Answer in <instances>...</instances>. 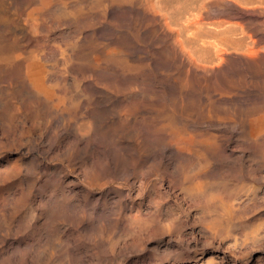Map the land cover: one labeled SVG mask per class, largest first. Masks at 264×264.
Here are the masks:
<instances>
[{
	"label": "rangeland",
	"instance_id": "obj_1",
	"mask_svg": "<svg viewBox=\"0 0 264 264\" xmlns=\"http://www.w3.org/2000/svg\"><path fill=\"white\" fill-rule=\"evenodd\" d=\"M245 1L0 0V42L5 37L20 39L23 45L15 49L21 55L12 60L2 58L7 49L0 50V246L6 237L22 241L11 247L17 252L15 258L0 251V264H68V253L72 258L83 255L81 264H131L141 247L151 251L157 242L168 239L177 247L174 235L159 233L162 223L154 233L141 230L138 222L130 230L121 224L113 229L116 211L109 214L101 207L78 206L64 219L59 214L45 219L51 207L62 202L60 190L67 178L78 172L84 183L96 164L92 149L102 147L96 143L84 151L82 144L66 142L61 128L67 118L74 120L78 138L88 140L96 130L117 150L116 168L97 161L104 166L99 181L104 188L130 192L126 204L132 215L139 207L152 210L153 202L163 200L164 221L171 210L185 223L186 241L179 243V253L166 255L158 264H208L207 260L264 264V238L261 245H251L252 234H264V156L259 154L264 150V39L252 42L255 31L264 33V0ZM239 10L256 16L247 19L243 28L216 34L222 26H237ZM29 50L31 55L26 54ZM224 63L237 68L218 69ZM188 64L195 69L182 71ZM202 65L205 73L201 74ZM118 111L127 113V120H120ZM91 112L98 117L96 128L83 124ZM176 139L194 143L195 153L205 160L212 181L207 189L216 190L215 202L198 195L196 201L194 195L182 193L178 171L162 169L164 157L173 167L196 157L166 149ZM40 141L45 147L36 154L47 145L59 146L48 153L55 159L42 170L30 152ZM55 163L67 166V178L57 180L52 171ZM150 167L142 190L135 192L131 183L140 177L133 179L132 174ZM36 177L40 181L33 184ZM102 187L90 191L98 195ZM50 189L57 192L48 202L42 193ZM32 197L41 208L35 224L26 215ZM230 205L239 208L247 221L217 224L224 231H217L215 237L201 229V208ZM71 229L70 244L79 245V253L67 250L65 236ZM93 230H101L110 242L120 240L113 245V256L93 254L88 242ZM43 231L49 236L43 234L35 250L36 254L43 251L32 252V262L22 261L25 243ZM233 237L242 240L239 245L232 246ZM57 241L62 243L59 251ZM246 246L249 252L239 254ZM62 248L68 253L60 252ZM193 248L198 251L192 252ZM193 255H202L201 260L194 263Z\"/></svg>",
	"mask_w": 264,
	"mask_h": 264
},
{
	"label": "bare ground",
	"instance_id": "obj_2",
	"mask_svg": "<svg viewBox=\"0 0 264 264\" xmlns=\"http://www.w3.org/2000/svg\"><path fill=\"white\" fill-rule=\"evenodd\" d=\"M245 2L250 3V2H253V0H246ZM237 14H238V17L240 18V22L237 23V26L234 27V26H230V25H228V26L225 25L219 29H216L215 33L219 35V34L229 32V31L237 30L238 27L243 28L244 25H246L247 19L256 16V13L241 12L240 10L237 11ZM253 35L255 36V38L252 39V42L254 44H256V43H258L264 39V33L263 32L255 31L253 33ZM2 38H3V43L0 42V50L1 49L2 50L7 49L5 55L2 58H5L6 60H10V59L12 60V59L17 58L18 56L21 55L22 51L20 53L19 52L16 53L17 50H15L17 48L23 47V45L19 42L20 39H12L11 40V39L5 38V37H2ZM192 38L196 39V37H194V36H192ZM218 50L221 51L223 49L217 48V51ZM32 52L33 51L29 50V51H27L26 54L31 55ZM30 57H29V59H31ZM240 59L244 60V62L250 61V60H247V58H240ZM186 66L187 67H185V65H183L182 71H184V70L189 71V70L195 69V66H192L190 64H188ZM217 67L220 70L224 69V71L237 68L236 66H232L229 63H224L222 65V68H220L219 66H217ZM204 69H205V65H202L201 68H199V72L201 74L205 73ZM25 82L27 83L26 79H25ZM41 85H43V84H41ZM34 107L35 106H33V108ZM28 112L30 113L31 110H29ZM34 112L38 113V114L40 113L36 109L34 110ZM89 114H90V118L87 120L88 124H86L87 122L86 123L83 122V124L89 125V126L92 125L96 128L98 126L97 125L98 124V117H97L96 113H94V112H91ZM117 114H118L120 120H127V113H124L123 111L122 112L118 111ZM73 123H74L73 119L67 118V119H65V124L63 125V128H61L62 134L64 135V140L66 142L72 143L76 146L82 144V149H84V151L87 149L93 148V144H96V143H99V144L102 143V147L92 149L91 156H92V158H94L93 163L94 164L96 163V164L92 167V169H89V172L87 174V179H85V181L83 180L84 181L83 184L80 183V181H79V178H78L79 173L78 172L73 175V178L68 179L66 176L67 175L66 172H64L65 170H67L66 169L67 166L63 165L62 163H55L54 164V168L52 171L58 175L57 180L64 179L66 176L67 181H65L66 184L64 185L63 189L60 190L63 193L62 194V196H63L62 202L58 206L55 205L56 207L52 206L50 209V212L46 213L45 219H47V220L52 219L55 217L56 214H59L61 219H64L69 214L68 211L70 209H75L78 206H81V207L84 206V207H91L92 210H95L94 208L101 207L102 212L108 211L107 213H109V214H113L114 213L113 211H116L115 212V219H113L114 223L110 224L111 228H113V229L117 227V224L118 225L121 224L130 230V229H132L131 227L133 226L134 222H138V224L142 227L141 230H145L146 233H154V231H157L156 225L158 223H162L158 227L161 229V231L159 233L161 235H164V236L166 235V237H167V235H170V236L174 235L176 238V241H177V245H176L177 247L173 246V244L171 243L172 242L171 239L162 241V242H164L163 244L161 242H157L153 246L151 251H146L145 247H141L138 249L139 254L137 255V259L135 261H133L131 264H158L157 261H161V260L167 258V257H165L166 255H169L170 253L178 254L179 250H180L179 248H182V246H180V245H182V243L181 244H179V243L186 241L185 237L183 236L185 223L180 218V215L176 214V212L174 213L171 210H169L171 212V214L168 215L167 222H165L164 220H166V218H164V216H165V212H167V211L166 210L163 211V208H162L163 200H157L156 203L153 202L154 205H153L152 210H150V209L142 210V208L139 207L137 209L136 213L132 215L130 213L131 208L128 207V205L126 204V202H128L129 198H130V195H131L130 192H127V191L122 192V191H119L113 187L112 188L111 187L104 188L105 186H103V183H101L99 181L100 177L102 175V171H103L104 166L99 164L97 161L100 159L99 161H105L107 163L109 162L111 166L116 168V166H119V163H118L119 159L116 158L117 150L114 148V146H112L111 142H106L108 139L104 135L97 133L96 130L91 131V133L89 135L90 138L88 140L78 138V136L75 133ZM209 136L212 137L213 135L210 134ZM257 139H258V137L254 138L252 141H257ZM99 141H101V142H99ZM259 141H260V139H259ZM192 142H194V141H192ZM195 142H198V141L196 140ZM40 145L37 144L36 146H33L32 148H30V152H31V156L33 157V160L37 164L36 167L39 170H42V169L48 168L47 162H50V164H51L52 159H55V157L49 156V154H50L49 152H51V150L53 151V150L58 149L59 146L58 145H54V146L47 145L46 149H44L43 151L41 150L42 151L41 154H36V153L40 152L41 148L45 147L44 146L45 142L40 141ZM192 146H194V143L192 145H189V142H182V139H176L173 142H169L166 146V149H172L173 151H176L177 153H179L185 157H189L192 154H195L196 157L194 156V157L187 159V160H181L174 167H173V165H171V162L168 159V157H164L161 160H163V162L166 164L165 165L161 164L162 169L163 170L166 169V171H167V169H170L172 167L178 171V175H176V178L178 180V183L180 185V189H181L182 193L188 194V195H194V200H196V201H198V199L196 198V196L198 195L200 197L199 199H203L205 201H210V202H215L218 199L217 196L215 197V195L217 194L216 190H213L212 188H211V190L207 189L209 187L210 183H212V181H211V175L209 174V170L205 164L206 162L203 158H201V157L199 158L198 154L195 153L196 152L195 148L193 149ZM225 147H227V146L225 145ZM232 152L233 151L230 150V154ZM259 154H262L264 156V150H259ZM82 164H84V163H82ZM152 169H153V167H150V169L145 171V172H142L141 169H138L137 173L135 175L132 174L133 179H136L138 177L141 178V179L138 178L137 183H133V182L131 183V186L133 187V190L135 192L139 193L142 190L143 178L145 177V175L148 172H151ZM82 170H84V167ZM82 176L84 178L86 177V175H84V172L82 173ZM128 180L129 179H127L126 182H128ZM38 181H40V179H39V177H36V179L33 180L32 183L35 184ZM62 182H64V180H62ZM75 184H79L80 186L78 188H75L74 187ZM93 186H100V187L103 186L102 187L103 190L98 195H94L90 191V189ZM56 192L57 191H55L54 189H50L48 191L43 192L42 194H43L44 200H46V201L48 200V202H49V200L55 199ZM85 199L90 200V205H88V206L86 205ZM5 201H8V200L5 199ZM36 201H37L36 198L32 197L28 203L26 215L27 216L29 215V217H30V222H29L30 224L36 223V221H37L36 220V212L41 211V208H39L37 205H35ZM143 204H144V202H143ZM3 205L5 207L6 203L4 202ZM213 210H215V211H213ZM39 214H41V213L39 212ZM198 219L199 220L201 219V222H202V223H200V226L202 227L201 229L208 231V233H212L213 237H215L217 235V231H219V232L224 231L223 228H218L219 227L218 225H221V224L230 225L231 223H233L235 221L239 222V223H243V222L247 221V218L245 217V215L241 216V212H240L239 208L234 207L232 205L227 206V207L225 206V207L217 208V209L216 208H201L200 209V216H198ZM256 219H258V218H255L254 220H256ZM151 221H153V222H151ZM59 224H62V221L60 223H57V226ZM216 228L218 230H216ZM71 230L72 231L69 230V233L65 236V242H67L66 243L67 250L79 253L81 247L79 245L72 246L70 244L72 232H74V229H71ZM63 231L64 230H62V232ZM101 233H102L101 230H93V231H91L90 235L88 236V242H89V245L92 247L93 254L94 255H98V254L100 255V253L104 252V253L111 254L113 256V254L115 253V250L113 249V245H114V243L115 244L119 243L120 240H115L114 242H110L109 238L104 239L101 236ZM191 233L197 234L198 232L195 230H192ZM43 234H46V236L47 235L49 236V233L47 231L38 232L34 239L25 243V250L21 256L22 261H24L26 263L28 261L32 262L33 260H32V254L31 253L33 252V253H35V255H37L38 252L43 251V250H38L37 254L35 251L40 246L39 243H40V240L42 239ZM21 237L24 239V236H21ZM233 238H234V242L232 243V246L233 245L235 246L236 244L239 245L240 242L242 241V240H240L239 242H237L236 239H238V238H236V237H233ZM263 238H264V234H261L260 232H256V233L252 234L251 235V241H252L251 245H253V246L261 245ZM15 241H16V239H14V237L4 238L3 243L0 246V251L7 253V255L10 256L11 258H15L17 255L16 254L17 252L14 249H12L14 247L13 244L16 243L17 245H20L22 242V241H19V242L18 241L15 242ZM61 244H62L61 241H57L55 243L57 251H59V247L61 246ZM229 244H231V243H229ZM242 246H245V245H242ZM188 248H189V246L186 245L185 250ZM248 248H249V246H246L245 249L243 248L244 250L239 252V254H242V255L247 254L249 252L247 250ZM191 251L196 252V251H198V249L195 250V248H193ZM60 252H65L66 254L68 253L66 250H63V248ZM69 255H71V254L68 253V258H69L68 264H81V262L83 261V258H84L83 255H78L75 258L74 257L72 258V255L71 256H69ZM201 257H202V255L200 257H196V255L191 256V258L194 259V261H193L194 263H197L198 261H200ZM206 262L208 264H210L211 260H207ZM172 264H174V263H172Z\"/></svg>",
	"mask_w": 264,
	"mask_h": 264
}]
</instances>
